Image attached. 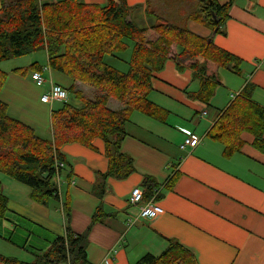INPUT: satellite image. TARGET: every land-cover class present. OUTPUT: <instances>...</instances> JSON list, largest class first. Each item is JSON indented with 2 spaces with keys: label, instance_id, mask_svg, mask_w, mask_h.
Instances as JSON below:
<instances>
[{
  "label": "crops",
  "instance_id": "crops-1",
  "mask_svg": "<svg viewBox=\"0 0 264 264\" xmlns=\"http://www.w3.org/2000/svg\"><path fill=\"white\" fill-rule=\"evenodd\" d=\"M38 1L42 4L62 0ZM196 1L194 11L202 3ZM228 1L218 3L223 5ZM81 2L103 5L106 0ZM126 2L131 8L130 21L135 26L146 29L157 23L159 15L152 0ZM166 18L167 22L173 20L168 24L186 28L200 38H212L215 47L241 61L238 73L219 70L218 85L205 104L190 97L200 89L193 71H178L175 62L167 60L163 69L153 74L152 90L147 97L167 114L165 122L137 111L131 113L121 151L132 159L135 172L124 180L108 178L102 199L94 194L96 174L105 173L108 165L100 139L93 142V149L78 144L61 148L67 165L58 178L59 202L38 205L31 200L29 187L0 174V193L8 200V212L0 219L1 256L31 263L50 250L54 234L62 235L68 225L75 234L90 228L86 246L88 264H105V261L135 264L146 254L160 255L171 244L191 252L197 264H264V154L252 146L253 136L247 133L241 136L239 151L230 157L223 154L222 143L208 137L222 112L246 86L250 101L264 109V0H235L222 28L225 35L212 34L209 28L187 17L176 21ZM38 53H44L42 60ZM129 53L107 57L105 61L121 71ZM31 55L35 57L29 65L41 68L39 73L44 83L34 82L31 71L24 76L9 71L0 101L6 104L10 118L32 128L39 137L50 139L51 113L61 105L43 104L40 98L52 84L68 90L74 82L48 68L45 51ZM29 65L15 69H26ZM75 85L79 89L81 84ZM119 109V106L113 108ZM184 133L198 139L195 148L180 149ZM175 172L179 177L174 187L162 190ZM145 176L162 193L157 203L163 214L153 220H138L129 227L127 221L137 214V208L129 205V197L135 188L143 191ZM65 192L70 198L68 220L62 207ZM99 206L111 216L91 225ZM34 224L46 226L43 230L48 236L29 246L31 240L27 239L24 228Z\"/></svg>",
  "mask_w": 264,
  "mask_h": 264
},
{
  "label": "trees",
  "instance_id": "trees-1",
  "mask_svg": "<svg viewBox=\"0 0 264 264\" xmlns=\"http://www.w3.org/2000/svg\"><path fill=\"white\" fill-rule=\"evenodd\" d=\"M202 0L197 12L188 16L209 28L215 35L222 30L228 12L235 0L220 5L211 0L206 6ZM0 63L45 51L47 66L73 82L68 95L76 96L79 106L63 102L51 113V138L43 139L30 127L10 118L7 106L0 101V174L31 189V200L41 206L50 201L59 202L58 178L67 165L61 148L78 144L93 149V142L104 144L107 170L98 173L94 194L102 199L108 178L124 180L135 172L132 159L121 151L126 137L125 125L133 111L160 122L166 113L151 104L147 97L152 90L153 74L160 72L167 60L175 62L176 69L193 71L200 82L192 99L207 104L218 85L219 70L238 73L241 61L232 54L214 46L212 38L203 39L186 28H180L157 18V23L140 29L130 21L131 8L126 0H106L103 5H86L81 0H62L39 3L38 0H0ZM212 13L215 18L212 17ZM132 43V46L129 45ZM130 51L128 69L122 73L105 60ZM29 71L40 72L32 64L13 72L24 76ZM0 68V91L6 79ZM75 83L92 91L77 94ZM249 87H245L222 112L208 137L224 145L223 154L230 157L239 151L241 136H253L252 146L264 154V109L250 101ZM111 101L119 110L110 108ZM56 164H61L57 166ZM70 174H68V178ZM178 173L165 183L163 190H171ZM150 177L143 180L142 203L162 193ZM65 220L70 215V198L64 193L62 201ZM8 212V200L0 193V219ZM111 214L99 206L91 225L102 223ZM89 229L73 233L68 225L56 237L50 250L31 263L0 255L1 264H88L86 258ZM135 264H197L195 256L177 244H171L158 256L144 255Z\"/></svg>",
  "mask_w": 264,
  "mask_h": 264
},
{
  "label": "rangeland",
  "instance_id": "rangeland-1",
  "mask_svg": "<svg viewBox=\"0 0 264 264\" xmlns=\"http://www.w3.org/2000/svg\"><path fill=\"white\" fill-rule=\"evenodd\" d=\"M196 3H197L196 0H154V2L152 0V6L155 8L157 14L159 15V17L157 16L158 19L163 20V21L167 20L166 17H168L169 20H170V18L171 19L174 18L175 21L179 17H183V19L186 18V17L188 18V16H190L194 12L198 11V10L194 11L196 9V7H195ZM200 6H201V3H200ZM200 6H199V8H200ZM190 10H192L191 13L187 15V13H189ZM172 21L173 20H170V22H167V21L166 22L167 23H173ZM37 55L39 56V58L41 60L44 58L43 57L44 53H38ZM124 55H125V53H122L120 56L123 57ZM33 57H35V55H27V56H23V57H20V58L11 59L9 61H5V62L0 63V68L4 72L8 73L9 71L15 70V68H21V67L28 66L29 64H31L33 62V60H32ZM128 60H126V61L128 62ZM127 62H126V65L124 66L123 70H121L122 73L126 72V70L128 69ZM33 73H39V72L31 71V74H33ZM91 91H92L91 88H89L88 86L82 85V84L79 86V89L76 90L77 94L81 93L82 95H86V96ZM66 102L68 104H72V105L76 104V105L79 106V103H78V100H77L76 96L71 95V94L68 95ZM57 103H58L59 106L63 104L62 102H57ZM116 106H119V104L117 102H115V101H111L110 108L113 109ZM183 151H185V150H183ZM57 182H58V180H57ZM157 191H158V189H157ZM150 201H154L155 203H157V200H156L155 197H153ZM157 205H158V203H157ZM43 227L46 228V226H44V225L34 224L32 226H29L28 228H24L25 231H27L26 232L27 233V239L31 240V243L28 244L29 246H32L33 245L32 243L35 242V241L39 242L41 240L43 241V240L47 239L48 234L45 233V231L43 230ZM30 233H32V234H30ZM54 235L55 236L52 238L51 241H53V239L56 238L57 234H54Z\"/></svg>",
  "mask_w": 264,
  "mask_h": 264
},
{
  "label": "built area",
  "instance_id": "built-area-1",
  "mask_svg": "<svg viewBox=\"0 0 264 264\" xmlns=\"http://www.w3.org/2000/svg\"><path fill=\"white\" fill-rule=\"evenodd\" d=\"M31 78L38 84H42L44 82L40 73H33ZM67 97L68 92L66 89L57 84H52L48 91L41 96L40 102L43 104H53L55 102L63 103L66 102ZM198 143L199 141L194 135L190 133H184V140L180 145V149H193L198 145ZM56 165L61 166V164ZM158 193L159 192L156 191L154 196H156ZM129 205L137 208L136 216L133 219L127 221V226L129 227L135 225V222L138 220H153L163 214L161 207L158 206L154 201H149L144 204L142 203V191L139 188H135L131 191ZM105 264H107V261H105Z\"/></svg>",
  "mask_w": 264,
  "mask_h": 264
},
{
  "label": "water",
  "instance_id": "water-1",
  "mask_svg": "<svg viewBox=\"0 0 264 264\" xmlns=\"http://www.w3.org/2000/svg\"><path fill=\"white\" fill-rule=\"evenodd\" d=\"M204 4L206 5V6H210L211 4H212V1L211 0H205L204 1ZM212 17L213 18H215V15L212 13ZM213 34H215V32H213Z\"/></svg>",
  "mask_w": 264,
  "mask_h": 264
}]
</instances>
